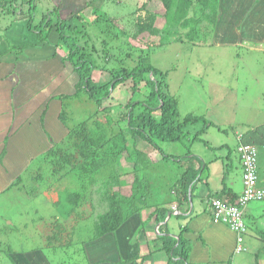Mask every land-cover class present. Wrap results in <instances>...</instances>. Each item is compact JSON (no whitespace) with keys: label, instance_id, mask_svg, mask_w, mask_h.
Listing matches in <instances>:
<instances>
[{"label":"rangeland","instance_id":"374dc122","mask_svg":"<svg viewBox=\"0 0 264 264\" xmlns=\"http://www.w3.org/2000/svg\"><path fill=\"white\" fill-rule=\"evenodd\" d=\"M137 3L138 0H40L38 2V11L49 6L57 8L63 18L71 16L70 14H78L84 18L87 22L86 26H81L79 29H81V33L86 34L88 47L82 42L83 36L80 37L78 35V41L84 45L87 57L96 65L92 74L93 80L95 82H104L110 78L111 73L118 72L123 67L127 69L134 68L139 63L137 56L139 55V51L137 47L143 41L139 42L136 40L139 36L135 38L132 36L134 30V13L137 8ZM258 5L260 6L256 9L257 11L263 9L264 2L259 1L256 6ZM154 10H156V7ZM95 15L101 16V19L91 21ZM103 15H107L111 19V22L104 21ZM18 16L13 12L0 16V27H4L6 23H11L13 25L12 31H15V36L19 37L23 43H30L24 47V50L28 49L26 51L27 54L31 55L33 50L36 49H46L47 51H44L42 58H58L61 61L68 60L66 53L61 51L62 49L58 45V40L54 43L53 37L50 36L40 41L37 34L28 31L27 17L21 22V27L15 26L13 20ZM39 18L40 15L37 19ZM165 19L168 22L164 26V41L182 35L183 27H174L176 24L173 22L171 16ZM261 19L264 20V17H261ZM163 21H165L163 15L160 14L156 25L159 28L163 27ZM261 24L258 20H255V25ZM199 25L201 26H199V30L202 31L200 33L202 38L201 43L208 44L204 42L205 39L209 40L208 35L204 27L201 24ZM0 35L3 40L8 38V35L4 31ZM185 39L183 37V40L180 42L163 43L161 46H157L158 39L154 38L152 40L154 42L152 43L151 41L152 44L150 47L147 46L150 62L166 73L168 89L178 100V109L181 118L187 114L200 117V120L188 124L185 127V129L189 130V134L193 135L194 132H197L199 141L218 144L219 141L215 137L208 135L207 139L204 135L205 132L202 133V129H208L211 126L209 128L214 131V135L232 137L233 140L230 148L235 150L237 143L235 132L248 129L251 126L250 119L252 117H256L259 114L264 115V49H251L244 46L217 48L213 45H209L207 48H193V45L188 44V41ZM220 41L225 42L224 39H220ZM63 64L66 65L68 63ZM36 67L48 72L50 65L48 63L45 66ZM52 68L55 71V67L53 66ZM75 74L78 76L76 71ZM149 77V75H145L144 80H147ZM41 83L46 84L45 80ZM132 85V80L128 79L113 90L111 98L104 101V105L110 109L108 111H103L101 108H98L95 102L84 91L74 94L77 90L75 85L73 93H71V87H68L64 90L66 94L61 98L63 123L70 129L78 124L84 123L88 127L85 130L89 132L91 130L92 135L101 138L104 146L103 151L111 154L120 147V135L111 142L109 139L111 136L116 137V133L124 129L122 122H119L117 127L116 119L122 114L121 112L130 98L133 96V100L144 98L150 91V85L141 81L139 89L134 94L132 92ZM39 90L40 88L36 85L31 89V91L36 92ZM39 97L44 98L43 95H39ZM34 101H31L32 106ZM109 118L114 121L113 124L106 122V119ZM234 119L235 122L231 125ZM227 120L229 122L228 124ZM231 126L235 128H230ZM67 128L64 130V136L67 138L69 135L70 138V130ZM225 129L226 131L224 132ZM232 132L234 135H232ZM122 134H126V132ZM129 135L130 133L127 132V139L129 141L128 149L134 152L133 142L135 138ZM65 140L63 138V141L56 145L62 147L65 152L73 150L75 148H73V140L68 139L66 141L67 144H65ZM187 140L188 138L183 137L181 141L159 142L158 145L165 153L179 157L186 155L187 150L188 152L190 150L193 151L189 146L188 148L182 146V144L186 145ZM77 141L81 142L82 140L78 138ZM138 143H140L139 140ZM107 147L109 148L107 149ZM137 147H140L150 157L149 167L139 172V175H145L144 177L151 184L150 186L146 183L147 186L145 188V191L150 192V195H147L149 204L158 203L167 199L172 200V193H170L169 189L170 177L176 176L179 166L173 164V161L166 162L161 160V158L159 159L158 156L161 157L160 153L157 150H153L154 148L152 149V147H145L141 144H138ZM221 148H223L224 152L227 151L225 149L227 147ZM53 149L55 150V148ZM257 149L260 154L259 158H257V165L259 166L258 174L262 176L264 167L260 168V162L264 150L260 146ZM121 155L122 157L119 161L115 162L114 167L117 165L115 171L120 175V180L131 182L133 164L127 160V149H123ZM52 167L45 159L37 160L32 168L26 172L24 178L27 181L23 184L22 190L19 192V189L14 188L1 196L0 264H16L17 261L9 253L10 250L15 252L21 250L27 251L30 248H40L47 257L49 245L54 243V241L57 242V239H67L71 230L70 237L73 240H90V228L96 218L94 214L90 215L91 206L88 199L79 208L77 207L74 211L76 213L72 214L74 217L78 214L76 220L71 218V216L67 218L64 212V209L71 207V204L77 205L75 198H71L70 195L74 192L82 191L81 186L83 184L80 174L83 170H69L70 173L65 174L67 169L60 167L53 174ZM112 173H114L113 166H106L98 173L97 179L106 178ZM85 185V193L90 197L89 179L85 181ZM122 191L127 192L128 189L123 188ZM47 199H49V202H55V210H51L50 203ZM6 208H8V211H4ZM43 208L47 210L45 215L40 210ZM5 213L6 215L10 214L7 218H15L16 216L17 219L23 221L24 225L16 224L15 219H10L14 222L15 226L9 225L6 219H4L6 216L4 215ZM53 214H56L57 222L56 219H47L48 216ZM81 217L85 218L81 219ZM175 220L176 218L172 216L168 224H172ZM132 221L130 225L124 224L116 234L120 250H122L123 246L121 240L126 237L124 234L127 235L130 233L133 223L136 222V218H133ZM50 223H54V230L50 229ZM77 230H81V238H78L75 234ZM52 231L54 233L51 236H55L53 237L55 239L52 242V238H49L48 243L50 244H47V236ZM112 235L115 234L112 233L110 235L113 239ZM101 244L100 242L98 246H95V254H90L89 252L91 257L95 255V257L99 256L106 258L107 261H111L115 256L114 251L118 256L113 246L112 249L104 250ZM261 244H264V241ZM128 251L129 248H127ZM53 257L56 259L61 258L59 254L55 253H53ZM167 258L168 256L164 251H158V254H154V259L151 256L145 260L140 259L137 263L166 264ZM92 260L95 259L93 258ZM78 263L79 261L77 260L76 264Z\"/></svg>","mask_w":264,"mask_h":264},{"label":"trees","instance_id":"16d2710c","mask_svg":"<svg viewBox=\"0 0 264 264\" xmlns=\"http://www.w3.org/2000/svg\"><path fill=\"white\" fill-rule=\"evenodd\" d=\"M39 1L40 0H0V16L13 12L15 15H19L20 18L27 17L28 29L35 32L40 41L48 38L52 31L57 34L58 45L61 46V51L66 53L70 64L78 74L77 90L74 94L84 91L87 96L95 102L98 108H101L103 111H108L110 109L104 105V101L111 98L113 90L118 85L126 82V80H132V92L134 94L139 89L141 81L150 85L148 94H146L144 98H138L137 100H133L134 96L130 98L125 108L122 110V114L116 119L117 127L118 123L122 122L124 124V129L116 133V137L111 136L109 139L111 142L120 135V147L111 154L103 151L104 146L101 142V138L92 135L91 130L90 132L85 130L88 129V127H86L84 123H81L71 129L68 127L70 130V138L68 135L67 138H65V142L68 139L73 140L74 146H72L73 148L75 147L73 150L65 152L62 147L55 145L53 147L55 150L51 148L43 155L45 160L53 166V174L56 173L60 167L67 169L65 174H69V170H83L80 174L83 184L81 186L82 191L74 192L70 195L71 198H75L77 205L71 204V207L64 209L67 218L71 216V218L76 220L78 214L75 217L72 214L76 213L74 211L77 207L79 208L87 199L91 206L90 215L94 214L96 218L90 228L91 236L89 241L81 239L73 240L70 237L71 230L67 239L61 240L62 238H60L57 239L56 242L54 241L55 238H53L55 236H51V234L54 233V231H52L50 235L47 236V244H50L48 243L49 238H52V242L54 241L47 249V257L50 263L76 264L78 260V264H122L126 262L133 264L135 259H138L139 256L133 252L134 250L132 248L138 240L139 234L144 231L147 222L155 215V220L160 224L157 237L162 242V248L168 256L166 264H191L189 260L192 243L188 238L183 236V232L187 230V225L180 227V233H178L177 238H175L168 235L170 225L167 222H162L166 219L168 213L171 215L172 212L175 211L166 207L167 204H176L177 211H184L187 209L191 198L194 196L193 192L196 190L201 180L198 176L201 171L202 162L197 156L191 153L179 157L167 154L161 149L158 143L181 141L183 137L189 134V130L185 129V127L188 124L200 120V117L187 114L181 118L178 109V100L169 92L166 73L150 62L149 53L147 51H149L148 47L154 42L152 41L154 38L158 39L157 46H161L163 43H174L183 40L182 35H180L164 41V26L168 22L165 18L168 16H171L173 22L176 24L174 27H183L182 30L186 33L185 40L188 41V44H192L193 48H207L209 45H213L217 48L234 47L233 45L219 46L214 44L212 40L215 28L221 19V15L227 10L231 0H138L137 8L134 13V30L132 36L133 38L139 36L136 40L139 42L143 41V43L141 42L140 46L137 47L139 51V55H137L139 63L134 68L127 69L123 67L118 72L111 73L110 78L104 82H95L93 80L92 74L96 65L87 57L84 45L78 41V35L80 37L83 36L82 42L87 46L86 34L81 33V29H79L81 26H86L87 22L84 18L78 14H70L71 16L63 18L57 8L49 6L38 11ZM155 7L156 10H154ZM160 14L163 15V19L165 20L161 28L156 25V21ZM39 15L40 18L37 19ZM100 17L99 15H95L91 21L100 20ZM103 19L104 21L111 22V19L107 15H103ZM16 20L17 17L13 21ZM199 24L204 27L208 35L209 40H204V42L208 44L201 43L202 38L200 33H202V31L199 30L201 27ZM10 26L11 23L8 24L6 28ZM151 34L152 36L150 37ZM238 46L239 45H237V47ZM114 73L118 74L114 75ZM145 75H149L150 77L144 80ZM62 114L63 111L60 113V117L64 120ZM106 122L110 124L114 123L111 118L106 119ZM124 132H126V134H122ZM127 132L130 133L129 136L135 138L133 142L134 152L128 149L129 141L127 139ZM255 133L260 136V139H255L254 143L264 146V127L258 129ZM196 136H198V134L194 136V139L199 140V137ZM78 138L82 141H77ZM138 140L140 143H138ZM65 144H67V142ZM138 144L145 147H152V149L154 148L153 150H157L161 155V157L158 156L159 159L161 158V160L166 162L173 161V164L179 166L176 176L170 177L169 189L170 193H172V200L167 199L164 200L165 202L161 201L149 204L147 195H150V192L145 191V188L147 186L146 183L150 186L151 184L149 180L144 177L145 175L140 176L139 172L149 167L150 157L149 154L147 155L144 153L140 147H137ZM108 148L109 147H107V149ZM123 149H127V160L133 164L131 182L120 180V175L115 171L117 165L114 167L115 162H118L122 157L121 154L123 153ZM132 156L135 157L132 158ZM109 165L113 166L114 173L106 178L98 180V173ZM87 179L90 180V197L85 193V181ZM17 181L23 186L27 179L20 177ZM123 188H127L128 191L123 192ZM238 196L235 195L231 197L230 200H226L235 202ZM219 198L223 197L220 195ZM152 207L153 211L150 213L147 220L143 221L141 218L139 219L145 210L151 209ZM174 216L179 217L180 215L174 214ZM84 218L81 217V219ZM133 218H136V222L133 223L135 230L128 242V252L132 253V255L127 258L121 256V259L116 262L107 261L106 258H100L99 261L94 262L88 259L84 247L87 242L97 240L108 233H115L116 235L117 230L121 228L124 223L128 222L129 225L132 224L130 222H133ZM53 219L51 218L50 220ZM57 220L58 219H56V222ZM49 227L54 230V223H50ZM80 232L81 230L75 231L78 238H81ZM53 253L59 254L61 258H54ZM114 254L116 255L115 251ZM119 254L122 255L121 250Z\"/></svg>","mask_w":264,"mask_h":264},{"label":"crops","instance_id":"0c3cea01","mask_svg":"<svg viewBox=\"0 0 264 264\" xmlns=\"http://www.w3.org/2000/svg\"><path fill=\"white\" fill-rule=\"evenodd\" d=\"M259 1L264 2V0H231L215 28L213 43L219 46L239 45L251 49H264V20L261 19L264 17V7L256 10L260 6H256ZM25 19V17L18 16L17 20L13 21L14 25L21 27V22ZM254 19L262 24L255 25ZM8 24L10 23L0 27V34L4 31L8 35L5 40L0 35V79H2L0 81V198L14 188L19 189L20 192L22 186L17 179L24 177L37 160H44L43 155L63 141L64 130L67 127L60 117L61 98L66 94L64 90L68 87H71V93H73L74 85L76 87L78 82V76L68 60L61 61L58 58H45V60L42 57L44 51H47L46 49H36L31 55L27 54L28 49L24 50V46L30 43H23L19 37H16L15 31H12L13 25L6 28ZM28 31L30 30L28 29ZM185 34L183 30L182 36L186 38ZM50 36L53 37L54 43L58 40L55 32L52 31ZM220 39H224L225 42H221ZM255 44L257 45L255 46ZM66 62L68 64L64 65L63 63ZM48 63L50 65L48 72L36 67H42ZM43 80H45V85L41 83ZM35 85L40 88L38 92L31 91ZM39 95H43L44 98ZM32 100H35L33 106ZM250 121L251 126L248 129L245 131L235 130L236 132H234L236 136L240 135L245 141L250 140L249 142L254 143L255 139H260V136L255 132L264 127V115L259 114L252 117ZM234 122L235 119L231 125ZM209 127L202 129V133L205 132L204 135L207 139L208 135L215 137L219 141L218 144L204 143L194 139L197 132H194L193 135L187 134L186 145L182 144L185 148L189 146L190 149H193L189 152L187 150L186 155L191 153L202 162L198 176L201 180L193 192L194 196L184 211H177L174 203L167 204L166 207L175 211L171 215L168 213L162 223H169L172 216L176 218L172 224H169L168 235L172 237L180 233V227L187 225L183 236L192 243L189 260L191 264H264V244H261L264 241V200L251 202L245 209L246 232L241 234L243 238L241 250L236 248V240L240 234L227 224L213 218L209 207L210 198L221 195V197L230 200L231 197L238 196L242 192L243 185L236 146L235 150L230 148L232 137L214 135V131ZM230 128L235 127L231 126ZM232 135H234L233 132ZM254 144L264 150L263 145ZM221 147H227L225 148L227 151L224 152ZM259 155L258 153V158ZM263 167L264 151L260 162V168ZM259 182L264 185V173L262 176L259 175ZM47 201L49 202V199ZM49 203L51 210H55V202ZM40 210L45 215L46 208ZM4 211H8V208ZM152 211L153 207L145 210L139 219L147 220ZM174 214L180 216L176 217ZM8 215L10 214H7L4 219L9 225L15 226L10 219H15L18 225H24L23 221L17 219L15 215V218H7ZM0 216H2L1 213ZM56 217V214H53L47 219L54 218L53 220H55ZM124 224H128V222ZM159 226L155 215L147 222L144 231L138 236L139 240L132 248L133 252L139 256L138 259L134 257L136 259L133 264H139L137 261L145 260L151 256L154 259V254L164 251L162 242L157 237ZM134 230L132 227L130 233L124 234L126 237L121 240L122 250L124 249V251L121 250L122 255L119 254L120 249L116 235H112L113 239L110 236L112 233L87 242L84 247L88 259L90 258L91 262H94L102 258L89 255V252L95 254V246H98L100 242L104 250L112 249V246L116 249L118 256L115 255L112 262L119 261L121 256L129 257L132 253L127 252L128 242ZM9 253L16 259V264H51L40 248L15 252L10 250ZM93 258L95 260H92Z\"/></svg>","mask_w":264,"mask_h":264},{"label":"built area","instance_id":"2783aa9c","mask_svg":"<svg viewBox=\"0 0 264 264\" xmlns=\"http://www.w3.org/2000/svg\"><path fill=\"white\" fill-rule=\"evenodd\" d=\"M236 150L242 165L243 192L235 202L213 198L211 209L216 220L226 223L232 230L240 234L236 240V248L241 250L243 248L241 234L246 232L244 209L251 201L264 200V187L257 186V148L250 143L243 142L238 137Z\"/></svg>","mask_w":264,"mask_h":264},{"label":"clouds","instance_id":"9594fccd","mask_svg":"<svg viewBox=\"0 0 264 264\" xmlns=\"http://www.w3.org/2000/svg\"><path fill=\"white\" fill-rule=\"evenodd\" d=\"M31 31V30H30ZM31 32H33V31H31ZM34 34H35V32H33ZM58 37V36H57ZM69 61V60H68ZM238 137H240V139L243 141V142H246V143H250V144H252V145H254L256 148H257V146L254 144V143H251V142H248V141H245L244 139H242V137L240 136V135H238V136H236V141H237V145H238ZM66 138V137H65ZM237 145H236V147H237ZM257 152H258V149H257ZM236 153H237V150H236ZM238 155V154H237ZM238 158H239V156H238ZM257 158H258V155H257ZM239 161H240V158H239ZM257 163H258V159H257ZM240 165H241V162H240ZM241 181H242V185H243V189H244V184H243V180H242V165H241ZM257 186H261V187H264V185H261L260 184V182H259V175H258V165H257ZM242 192H243V190H242ZM241 192V193H242ZM240 193V194H241ZM214 197H211L210 198V203H209V207H210V209H211V200L213 199ZM215 198H219V197H215ZM219 199H223V200H225L226 202H229V201H227L225 198H219ZM211 211H212V209H211ZM214 218V217H213ZM245 219V218H244ZM226 224V223H225ZM176 238V237H175ZM243 244V243H242Z\"/></svg>","mask_w":264,"mask_h":264},{"label":"water","instance_id":"95a60500","mask_svg":"<svg viewBox=\"0 0 264 264\" xmlns=\"http://www.w3.org/2000/svg\"><path fill=\"white\" fill-rule=\"evenodd\" d=\"M177 238V235H174Z\"/></svg>","mask_w":264,"mask_h":264},{"label":"bare ground","instance_id":"6f19581e","mask_svg":"<svg viewBox=\"0 0 264 264\" xmlns=\"http://www.w3.org/2000/svg\"><path fill=\"white\" fill-rule=\"evenodd\" d=\"M259 201H261V200H259Z\"/></svg>","mask_w":264,"mask_h":264}]
</instances>
